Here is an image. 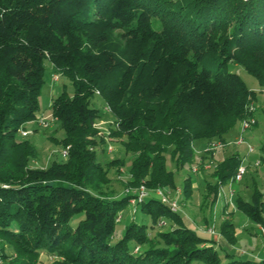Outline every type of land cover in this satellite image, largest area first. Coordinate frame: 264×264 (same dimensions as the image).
Instances as JSON below:
<instances>
[{"label": "trees", "instance_id": "trees-1", "mask_svg": "<svg viewBox=\"0 0 264 264\" xmlns=\"http://www.w3.org/2000/svg\"><path fill=\"white\" fill-rule=\"evenodd\" d=\"M116 29H126L124 45L113 41ZM47 61L70 79L74 94L63 91L51 103L65 133L59 142L69 151L44 168L31 165L38 150L20 131L39 118ZM232 65L264 89V0H0V259L44 264L45 253L51 264H264V256L221 246L154 193L135 210L150 224L133 218L113 242L133 195L103 191L112 166L126 160L106 164L99 156L95 122L106 111L92 105L96 94L109 107L111 134L126 137L132 164L124 185L173 191L169 153L184 171L198 161L199 141H225L255 115L248 106L257 91ZM261 151L264 165V140ZM208 153L199 166L213 160ZM242 161L239 152L212 161L214 180L205 182L211 210ZM191 172L179 203L193 195ZM235 206L264 225V193L256 184L251 201L239 196ZM220 233L236 243L233 221Z\"/></svg>", "mask_w": 264, "mask_h": 264}, {"label": "rangeland", "instance_id": "rangeland-1", "mask_svg": "<svg viewBox=\"0 0 264 264\" xmlns=\"http://www.w3.org/2000/svg\"><path fill=\"white\" fill-rule=\"evenodd\" d=\"M125 32L126 29H116L112 33V39L118 45H124L125 42ZM231 69L236 72L240 78L246 83V85L257 91V102L255 103L256 111L255 115L257 118V123L248 129L245 133V142L239 144L236 142L237 137L239 136L238 126L235 127L229 135L226 136L225 141H223L224 146L213 153L214 162H220L225 157H229L235 152H239L240 157L243 159V165L247 168V173L244 175L241 181L233 183L231 186L229 183L221 187L223 195L220 197L217 204H215L211 210V199L212 197H206V181H213L212 177L213 171L216 169L214 163L210 160H206L204 166H199L198 162L200 161V154L208 153L206 151L208 143L206 140H201L196 144V152L198 153L196 162L187 165L184 168V171L177 172L176 163L172 159L171 154L167 156V169L176 173L175 180L177 188L171 192V198H183V193L179 194L176 192L178 189H183L185 180H186V170L191 172V178L195 184L193 189V195L186 199H182L180 202V210L185 212L187 216L191 217L195 226L198 229L206 230L209 227L207 221V216L212 218L216 217L214 220L216 226V238L221 237L220 227L223 222L226 220L233 221L239 228L243 229L244 232H248L246 229H249L250 232H255L253 234V242L249 244L247 241L248 236L240 237L237 239L236 243L231 244L235 245L237 248L245 249L244 255H249V253L255 254L259 249L262 242V235L257 231L256 223H254L243 211L235 210L234 207L230 210L229 206L225 212L220 215V211L223 204H226L227 198L230 197L231 191L234 192L232 195V202L235 204L237 198L240 196L246 201H251L252 194L254 191L255 184L258 186L261 192L264 193V165L257 164V161L260 160L262 151L261 143L264 140V89L260 87L258 81L250 74L248 71L240 65H232ZM56 72L52 63L47 61L45 63L44 71V84L41 89L39 101H40V115L46 116L47 120L51 123L50 127L44 128L40 125L39 119L28 123L25 127L22 128L27 130L29 134L26 136L37 148L38 155L31 162V165L37 167H47L53 161H63L65 158L62 156V150L64 147L60 144L61 140L65 133L61 127V124L56 119L52 118V109L51 103L53 99L67 91L69 96L74 94V85L67 77L63 76L59 71V81L54 83L52 81V75ZM92 105L102 112H105L106 103L104 99L96 94L92 100ZM98 126H97V125ZM113 126V120L109 113L105 112L104 118L96 120L95 128L97 129V135L95 137L96 142L98 143L97 148L102 152V155L99 154L104 163L108 164L110 161H114L115 158H119L121 163H125V166L118 165L119 169L116 166H112L110 171V176L113 178L112 182L104 186L103 191L114 197H119L124 194L125 189L128 188L124 184L127 183V180L130 178V169L132 160L129 156L126 155V149L124 147V141L126 140L125 136H114L111 134V127ZM21 129V130H22ZM103 140V141H101ZM250 146L254 147L253 151H250ZM111 148V151L109 150ZM209 154V153H208ZM206 166V167H205ZM115 167V168H114ZM119 170L117 172V170ZM193 169H197L196 172ZM136 210V203L130 201L126 209L122 213L121 220L117 222L115 232L112 237V241L115 242L119 240L125 231L126 226L134 218L138 223H147L150 224V219L142 213L140 208ZM222 212V211H221ZM78 219L72 221L73 225H76ZM259 226V225H258ZM257 233V235H256ZM259 234V235H258ZM247 237V238H246ZM264 240V239H263ZM6 248H9L7 245ZM260 250V249H259ZM258 250V251H259ZM253 256V255H251ZM264 256V253L263 255ZM45 253L41 254L40 260L44 264H51L55 259L50 257L47 259ZM0 264H6L5 261H1Z\"/></svg>", "mask_w": 264, "mask_h": 264}, {"label": "built area", "instance_id": "built-area-1", "mask_svg": "<svg viewBox=\"0 0 264 264\" xmlns=\"http://www.w3.org/2000/svg\"><path fill=\"white\" fill-rule=\"evenodd\" d=\"M52 81L54 83H56V82L59 81V74H58V72H54V74L52 75ZM248 110L251 113H254L256 111L255 104L254 103L250 104L248 106ZM105 111L106 112L109 111V107L108 106L105 107ZM39 118H40L39 119V122H40V125L42 127H44V128L50 127V125H51L50 123L51 122L49 120H47V117L46 116H41ZM256 123H257V118H256L255 115H251V116L243 119L241 121V123H240V126H239V136L237 137L236 142L239 143V144L245 142L244 133L248 129H250L252 126H254ZM20 132H21V134L23 136H27L29 134V132L27 130H24V129H22ZM223 146H224L223 141H221V140H211L208 143V147H207L206 151L207 152H213L214 153V151L222 148ZM109 150L111 151V148ZM253 150H254V147L253 146H250V151H253ZM68 151H69V147L68 146L65 147L62 150V156L64 158H66L68 156ZM257 164L258 165L261 164L260 160L257 161ZM193 171L196 172L197 169H193ZM246 173H247V168L244 167L243 163H241V165L238 167V169H237L234 177L229 182V185L231 186L233 183L238 182V181H241ZM171 192L172 191L165 190V189H161V188L151 189L150 190V189H148L143 184L140 185L137 188L128 187V188L125 189V193L126 194H132L133 195V197L131 198V201H133L134 203H137V202L141 201L143 198L147 197L150 193H154L156 196H158L161 199L162 202L168 204L173 212L180 211V203H179V201H178L177 198H175V199H172L171 198ZM176 192L179 195L180 193H182V190L181 189H178ZM233 194H234V192L231 191L230 197L227 198L228 200L226 201V204L229 205V206H231V207H234V209H235L236 206L232 202V195ZM222 195H223V191L221 189L220 197ZM121 217L122 216H120L117 219V221H120L121 220ZM214 220H215V217L213 218V223L211 225H209V227L206 230L199 229V231H201L203 233H207L209 235H213V236L216 237L217 232H216V226H215ZM259 229H260L261 235L264 236V225H259ZM1 261L2 260L0 259V263H1Z\"/></svg>", "mask_w": 264, "mask_h": 264}, {"label": "crops", "instance_id": "crops-1", "mask_svg": "<svg viewBox=\"0 0 264 264\" xmlns=\"http://www.w3.org/2000/svg\"><path fill=\"white\" fill-rule=\"evenodd\" d=\"M196 148H198V147H196ZM222 208H224V204H223ZM231 209H232V207H230V210ZM221 211H220V215L223 213V209ZM184 215H185V218H186L187 222L190 225H192V226H194V227L197 228V226H195V224L193 223V220L191 219V217L187 216V214H185V212H184ZM210 219H211L210 216H207V221L205 220V222L208 223V220L210 221ZM256 226H257V229H258L257 232L261 235V232H260V229H259L258 224H256ZM236 229H237V239H239L240 237L243 238L244 236H242V235H247L248 236V238L246 237L247 238V241H249V244L251 243V245H252V242H253L252 237H253V234L255 235V232H250L249 229H246L248 231L246 233V232L243 231V229L239 228L237 225H236ZM256 235H257V233H256ZM262 237H264V236H262ZM215 239L219 242V244L221 246L227 248L230 251L235 252L237 255H240L242 257H251V258H254V259H259V258L262 257V255L264 253V240H263L264 238H262V242H261V245L259 247L260 250L258 249L259 251L257 250L255 254L249 253L248 256L247 255H244L247 250L245 251V249L242 250L241 248L235 247V245L233 246V245L229 244L227 242V240L223 236H221L219 238H215ZM251 255H253V256H251Z\"/></svg>", "mask_w": 264, "mask_h": 264}]
</instances>
